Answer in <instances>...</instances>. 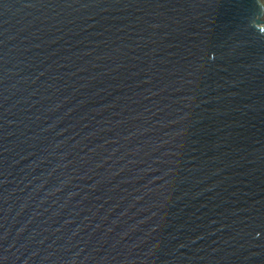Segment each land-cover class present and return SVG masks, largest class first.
Listing matches in <instances>:
<instances>
[{"label":"water","instance_id":"obj_1","mask_svg":"<svg viewBox=\"0 0 264 264\" xmlns=\"http://www.w3.org/2000/svg\"><path fill=\"white\" fill-rule=\"evenodd\" d=\"M0 264H264V0H0Z\"/></svg>","mask_w":264,"mask_h":264}]
</instances>
